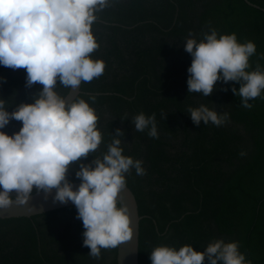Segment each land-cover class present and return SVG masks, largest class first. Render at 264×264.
<instances>
[{
    "label": "trees",
    "instance_id": "obj_1",
    "mask_svg": "<svg viewBox=\"0 0 264 264\" xmlns=\"http://www.w3.org/2000/svg\"><path fill=\"white\" fill-rule=\"evenodd\" d=\"M264 0H115L98 14L93 33L99 48L93 57L105 61V71L82 81L79 96L94 106L103 140L87 157L107 151L116 128L124 154L143 160L145 173L126 174L139 215V264H151L150 252L160 243L192 244L202 250L214 238L238 240L253 264H264V98L241 104L231 86L217 81L203 96L188 92L189 36L202 38L211 28L235 32L239 41L253 40L251 68L264 66ZM26 70L0 65V97L11 111L32 102L43 87L26 86ZM227 90H224V89ZM66 95L69 87L57 83ZM204 103L227 111L228 120L216 125L191 120L188 107ZM143 111L156 114L158 136L138 131L132 117ZM12 119L3 129L18 131ZM243 152V154H241ZM79 168L73 162L69 179ZM33 192H36L34 189ZM75 205L31 217L0 218V264H116L117 248L89 255L83 244V222Z\"/></svg>",
    "mask_w": 264,
    "mask_h": 264
},
{
    "label": "clouds",
    "instance_id": "obj_2",
    "mask_svg": "<svg viewBox=\"0 0 264 264\" xmlns=\"http://www.w3.org/2000/svg\"><path fill=\"white\" fill-rule=\"evenodd\" d=\"M115 0H0V65L26 70V86L40 83L43 87L32 102H20L11 111L8 101L0 97V209L29 204L33 190L52 196L53 202L72 201L77 217L83 222V244L89 255L100 257L102 249L117 248L134 237L131 211L123 200L126 174L134 168L145 173L143 160L124 154L125 131L116 128L107 151L95 152L103 140L98 127V114L86 100L61 95L59 81L65 87L78 89L82 81H91L105 71V61L90 55L100 44L93 33L98 14ZM184 49L191 56L187 68L188 92L209 96L217 81L238 82L231 90L241 97L245 108L249 100L264 98V66L249 70L250 57L256 52L253 40L239 41L235 32L218 33L211 28L202 38L189 35ZM6 78L0 76V81ZM224 90H227L226 88ZM194 124L225 123L227 111L201 103L189 106ZM12 119L22 126L12 134L3 129ZM135 129L148 130L158 136L156 114L143 111L132 117ZM243 154V152L241 153ZM79 163L70 180L69 169ZM151 264H253L240 250L238 240L212 239L202 250L192 244L180 247L160 243L150 252Z\"/></svg>",
    "mask_w": 264,
    "mask_h": 264
},
{
    "label": "water",
    "instance_id": "obj_3",
    "mask_svg": "<svg viewBox=\"0 0 264 264\" xmlns=\"http://www.w3.org/2000/svg\"><path fill=\"white\" fill-rule=\"evenodd\" d=\"M264 10V9H263ZM80 86L78 89L73 90L69 87L68 92L65 96L69 98H74L80 93ZM74 187L78 186L80 180L73 181ZM55 193V189L52 193L47 194V199H45V193L43 191L33 192L29 200V204L34 206L32 211L27 209V206H17L13 205L8 209H0V218H12V217H31L34 215L42 214L55 209L68 207L74 205L72 201L67 203H61L59 201L53 202L52 196ZM123 200L128 204L131 211V218L134 224V237L131 241L122 243L117 247L116 250V264H139V223L141 216L138 211V204L132 190L126 186V189L122 193ZM263 199H264V178H263Z\"/></svg>",
    "mask_w": 264,
    "mask_h": 264
}]
</instances>
